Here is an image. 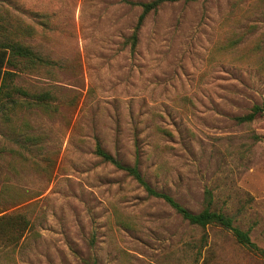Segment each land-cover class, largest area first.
I'll list each match as a JSON object with an SVG mask.
<instances>
[{
    "label": "rangeland",
    "instance_id": "rangeland-1",
    "mask_svg": "<svg viewBox=\"0 0 264 264\" xmlns=\"http://www.w3.org/2000/svg\"><path fill=\"white\" fill-rule=\"evenodd\" d=\"M150 1L0 0L53 63L19 73L31 96L0 113V217L29 222L17 245L0 239V264H264L96 154L193 213L210 191L264 250V0L164 3L133 49L130 2Z\"/></svg>",
    "mask_w": 264,
    "mask_h": 264
},
{
    "label": "trees",
    "instance_id": "trees-1",
    "mask_svg": "<svg viewBox=\"0 0 264 264\" xmlns=\"http://www.w3.org/2000/svg\"><path fill=\"white\" fill-rule=\"evenodd\" d=\"M196 2L199 0H153L150 2H130V5L140 7L142 14L139 18L134 33L131 36L133 49L138 44V33L140 28L151 12H155L164 3L175 2ZM6 12L0 11V113L5 112L7 105L11 103L10 108L16 107L17 102L13 98L14 93H24L14 85V79L19 73L26 69H34L37 65L41 67L51 66L53 63L38 55L26 44V40L36 35V30L32 24H28L16 15H13L8 9ZM31 96V95H28ZM38 100L39 106L45 105L49 94H40L33 96ZM7 99V101H5ZM255 113L239 118L240 122L252 121ZM96 154L105 161L112 163L118 169L128 172L148 193L149 196L164 200L181 217L193 226L206 228L210 225H218L228 231H231L239 244L251 251L258 253L264 259V250L259 249L252 241L248 231H243L234 226L233 219L220 212L212 210V194L206 192V207L199 213H193L184 208L174 198L168 194L160 193L154 190L142 177L139 168L126 167L118 162L113 156L97 146ZM29 222L21 215H3L0 217V239L12 241L16 245L24 237Z\"/></svg>",
    "mask_w": 264,
    "mask_h": 264
}]
</instances>
